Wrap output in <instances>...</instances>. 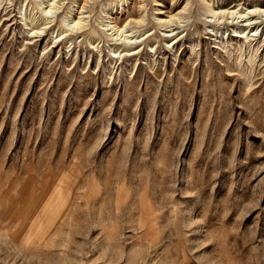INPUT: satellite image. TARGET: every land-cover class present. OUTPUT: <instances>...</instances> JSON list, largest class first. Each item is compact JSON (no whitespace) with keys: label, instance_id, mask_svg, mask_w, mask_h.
Masks as SVG:
<instances>
[{"label":"rangeland","instance_id":"rangeland-1","mask_svg":"<svg viewBox=\"0 0 264 264\" xmlns=\"http://www.w3.org/2000/svg\"><path fill=\"white\" fill-rule=\"evenodd\" d=\"M0 264H264V0H0Z\"/></svg>","mask_w":264,"mask_h":264}]
</instances>
